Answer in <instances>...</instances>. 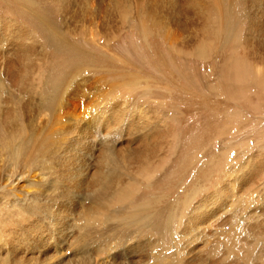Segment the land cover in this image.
Listing matches in <instances>:
<instances>
[{"label":"rangeland","instance_id":"rangeland-1","mask_svg":"<svg viewBox=\"0 0 264 264\" xmlns=\"http://www.w3.org/2000/svg\"><path fill=\"white\" fill-rule=\"evenodd\" d=\"M209 3L0 0V85L14 92L21 85L64 89L51 110L40 93H14L21 106H9L22 112L26 146L53 137L55 150L61 138L73 139L84 117L91 133L85 148L70 146L71 154H81L79 186L58 182L54 162L49 171L21 169L16 179L14 166L0 162V264H264V22L222 50L213 17L202 20ZM251 10L264 16V0ZM42 26L62 39L63 49L44 38ZM202 46L210 51L204 57L197 55ZM239 68L246 74L237 81ZM258 77L263 83L255 84ZM145 153L152 179L140 185L134 204L152 209L149 227H110L99 237L102 226L87 227L84 219L100 203L101 179L92 186L93 174L111 166L136 171V155ZM253 161L259 166L244 174ZM191 190L196 194L176 228L177 202ZM30 203L47 207L38 212L45 231L15 227L22 217L16 209ZM172 212L174 229L161 228ZM235 227L231 253L227 235ZM244 243L259 251L257 262H246Z\"/></svg>","mask_w":264,"mask_h":264},{"label":"bare ground","instance_id":"bare-ground-1","mask_svg":"<svg viewBox=\"0 0 264 264\" xmlns=\"http://www.w3.org/2000/svg\"><path fill=\"white\" fill-rule=\"evenodd\" d=\"M209 1H210V3H209L207 14L205 16L203 15L202 20L207 21L209 19V16L213 17L212 21L216 25V27H215L216 29H215L214 34L216 37H218V39H220V42L222 41V43H220L222 50H223L224 44L227 42H230V40H232V39L233 40L235 39V42H237V43H239L240 40H242V42H243V40L246 39V38H244L245 36L251 35L253 31L255 32V30L256 31L260 30V27L262 26V24L264 22V16H262V14L257 16L256 13H253L251 10L252 7H254V5H255L256 0H249V1L248 0H209ZM260 3H262V2H260ZM146 20H148V19H146ZM154 25L156 26V24H154ZM43 26H42L41 32H42L44 38L47 41H50L52 46H55V47L59 46V47H61L60 49H63L65 46V43L62 41V39L60 37H57L52 31H50V29H47L48 27H43ZM196 49H197V55L200 54V56H202V57H204L206 55L205 51L206 52L208 51L207 48L204 46H202L200 48L198 47ZM193 51L195 54L196 50H193ZM208 52H210V51H208ZM258 71H259V69H257L256 75H257ZM243 74L244 75L246 74V70L244 68H242L240 70V68H239V72H235V79L237 81H240L241 80L240 75H242V77H243L244 76ZM259 78L260 77L253 79L255 81V84L263 83L262 82L263 79H259ZM229 79H230V75L227 74V81ZM59 83H60V81H59ZM60 86L61 85H50V86H47L46 88H44L42 91H40V88L37 90L31 86L30 88L26 89V87H23L21 85V86H16L14 88L15 89V92H14V91H9L8 89H5L2 85H0V158H1L0 162H3V163L8 162L9 166H14V171H11V175H10L11 178H12V176L13 177L15 176V179H16L17 176H19V175L22 176L24 174V172H23V174H22V172L20 173L21 169L31 168L34 170V169H39L41 167V165H43L42 169L47 168L49 171L48 167H50V169H52L53 168L52 167L53 162H54V164H57L56 167H57V171H58V175L56 177L57 179L56 178L55 179L58 180V182L60 181L61 183H63L64 184L63 186H65V188L81 185L82 177H81V173H80L81 167L79 165L81 162V158H80L81 154H78L79 156H77L76 151H75V153L71 154V151L73 152V150L75 148L72 149V148H70V146L71 145H76V146L81 145L82 149L87 146V144L89 142L88 137L91 135V133H89V132L86 133V132H87V126L90 122L84 120L85 117L82 118L81 120L79 119L75 125H77L79 122L80 123L83 122L84 124H81V125L79 124L78 125L79 127L75 126L76 129H74L73 131H75L76 134H75V136H71V137H73V139L69 140L68 136H67L68 138H66V139L61 138V141L59 143H61L62 145L60 144V146H56L55 150H53L54 148H52L53 137L51 138V140L37 141L38 144L34 145V147L32 146L33 148H31V147H29L28 143L26 146V142H24V140H23V137L27 133V129H25L26 127H25L24 121H23L22 116H21L22 112L17 113V111L13 109L12 104L9 106L10 103H13L14 105H16L17 108H20V106H21V104H20L21 99H15L16 95L14 93H16L17 95L19 94V95H23V96L40 93L42 95L40 98H41V100L43 99V101L45 102L46 108L51 110L54 108L55 103L59 100V96H61L60 94L64 91V89H61ZM229 86H231V85H229ZM232 86H234V87H232ZM232 86L231 87L233 88V90L236 91L237 88L235 87V85H232ZM231 87H229V88H231ZM228 90H227V92H229ZM5 94L7 96H5ZM68 95H69V93H68ZM29 98H30V96H29ZM24 104L26 105V103H24ZM112 107H114V106H112ZM95 119H97L96 116H95ZM125 119H126V117H125ZM73 121H75V119ZM130 121H131V119H130ZM64 126H65V124H64ZM156 130H158V129L156 128ZM62 132L64 133L63 130H62ZM22 134H24V135L22 136ZM144 134H146V133H144ZM149 135H151V132ZM93 136H91V137H93ZM146 137L148 138L147 135H146ZM45 139H46V137H45ZM138 140H139V138H138ZM54 142H55V140H54ZM138 143H140V141ZM101 145H104V144H101ZM136 145H137V143H136ZM53 146H54V144H53ZM158 146H159V144L156 147H158ZM140 148L142 149V147H140ZM53 151L56 154V157L58 158L57 161L55 160L56 157L51 158V156H49V155H52ZM152 153H153V150H152ZM136 156L140 162L136 171L133 170L132 172H127L124 174L118 168L111 166L110 168L106 167L107 168L106 172H104L105 168H103V167H100V173H94V171L90 172V173L86 172V174H88V175H92L94 173L92 181L90 182V184L92 183V186L95 185L98 178L101 179L100 203L97 205V207L95 209L88 211L84 215V219L86 221V222L85 221L84 222L88 224L87 227H91V226L96 225L97 229H99V226H102L99 229V231H96V233L98 232L99 237L102 236V233L106 232L108 230V228H110V227L120 229L121 225H127L128 224L127 228H129L128 227L129 225L134 226V223H136L135 224L136 228H134V229H138V232H142L144 229L146 230L147 227H149V225H150L149 222H150V220H152L153 215L148 213V212L152 211V209H150L147 202L141 201L140 203H137V204H134V203L137 200L136 194L138 195V193L141 192V186L140 185L144 184L143 182L148 184L150 182V180L152 179L153 173L151 174V173H148V171H147L148 165H149V162H148L149 161L148 160L149 154H146V153L145 154H138ZM50 159H53V160L51 161ZM43 162L48 163L49 165L47 166ZM257 163H258L257 161H253L251 165H249L247 168L245 167L247 172H245L244 174L250 175V171L253 170V167H256V165H258ZM17 169L19 171H17ZM31 172H33V171H31ZM149 172H153V171H149ZM51 173H52V171H51ZM244 174L241 176V180H244L245 176H247ZM124 175L128 177L127 181H124ZM139 175L141 176V179H143V181H135L136 176H139ZM31 177L32 178L36 177V174L32 175ZM6 180H7V178H6ZM244 181H242V182H244ZM60 188H62V187H60ZM13 190H15V189H13ZM68 191H70V189ZM214 193H216V192H214ZM195 194H196V190H191L190 193H187L185 196L184 200L186 202L185 201L177 202L179 209H181L182 211L180 213V217H179L178 222L176 224V228H179L181 226V225L179 226L178 224H179V222L182 221V215L189 209V207L191 205L190 203H192V200L194 199ZM28 199L29 198H26L25 196L23 197L24 201H26ZM8 204H10V205L13 204V205H11V207L15 205L14 203H11L10 200H8ZM246 205H248V203H246ZM7 206L8 205H6L5 207H7ZM240 206L243 209H245V207H244L245 204L243 202H242V204H240ZM37 207H38V205H37ZM37 207H33V205L32 206L20 205L16 210H17V213H20V215H22V217L20 216L21 219H16L17 220L16 221L17 226H15V227L27 228V230H29V229L36 230L37 232L45 231L47 227L43 224V222L41 220H39L38 212H43V210H46L47 207L43 206V210L41 209L42 205L38 208ZM203 207H204V205H203ZM49 212H50V210H49ZM50 213L47 212V215H49ZM174 215H176L175 212H172L171 214H169L170 217H168L167 220H165L163 225H161L162 226L161 228L165 227V223H166L171 229H174V228H172L173 224L175 223ZM12 216L10 214L9 217H12ZM252 220H254V219H252ZM138 222H140V223H138ZM89 223H91V224H89ZM157 225H158V221H157V224H155V227H157ZM252 228L257 231L261 227L259 224H257L256 227H252ZM121 229H123V228H121ZM253 229H251V230L253 231ZM61 230L62 229H59V230L54 229L53 234H59L62 232ZM135 231H137V230H135ZM43 233H47V232H43ZM90 235H92V233H90ZM237 235H238V230L235 227V228H231L229 234L227 235L228 239H229L228 244H227L226 239L223 238L224 245L227 244V249L229 252H231V250L234 249L233 245L236 244V240H234V239L237 237ZM92 236L95 237L96 234L92 235ZM262 245H264V244H262ZM243 249H244V258L246 259V262H257L258 259H260L259 258V256H260L259 251H257V250L255 251L254 247L249 246V245L244 243ZM241 252H242L241 250H236L233 252V254L239 255V254H241Z\"/></svg>","mask_w":264,"mask_h":264}]
</instances>
